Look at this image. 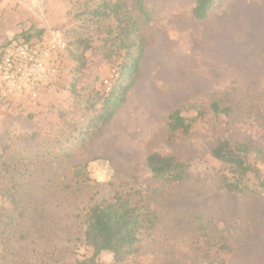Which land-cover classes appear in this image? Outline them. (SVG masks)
Masks as SVG:
<instances>
[{
	"label": "rangeland",
	"instance_id": "rangeland-1",
	"mask_svg": "<svg viewBox=\"0 0 264 264\" xmlns=\"http://www.w3.org/2000/svg\"><path fill=\"white\" fill-rule=\"evenodd\" d=\"M102 1L0 0V46L29 34L67 41L60 73L36 96L0 79V264L90 257L84 209L131 187L160 188L147 164L154 151L179 156L190 176L153 195L169 211L156 205L161 220L139 264H264V194L221 188L224 166L211 154L223 139L246 142L262 150L254 161L264 175V0H215L203 20L193 16L197 0H143L148 21L136 0H121L146 38L141 72L103 132L83 146L102 80L118 71L108 47L116 21L94 14ZM82 51L86 67L77 71ZM213 102L228 113L214 112ZM181 103L195 118L187 132L167 125ZM212 232L228 237L229 250ZM113 260L110 252L99 257Z\"/></svg>",
	"mask_w": 264,
	"mask_h": 264
},
{
	"label": "trees",
	"instance_id": "trees-1",
	"mask_svg": "<svg viewBox=\"0 0 264 264\" xmlns=\"http://www.w3.org/2000/svg\"><path fill=\"white\" fill-rule=\"evenodd\" d=\"M214 1L197 0L193 8V16L198 20L206 19ZM127 6L121 0L113 3L104 0L94 11L96 15L113 17L116 21L115 28L112 29L115 33L108 47L110 55L119 60L113 65L118 68L119 76L114 80L109 92L105 90L100 92L101 106L96 109L94 117L82 131L81 138H78L83 146L103 132L117 110L126 102L127 95L141 72L146 38L140 29L139 21L131 14ZM136 6L139 13L148 21L149 14L146 12L143 0H136ZM33 36L34 34H29L21 40L29 43ZM38 38L44 39L40 35ZM14 40L11 39L9 42ZM75 58L78 61L76 70L81 71L86 67L84 52L82 51ZM187 108V103H181L167 113V125L172 131L187 132L192 128L195 118H189L183 114ZM211 108L216 113L229 111L228 108H220L217 102H213ZM211 154L224 166L218 182L221 188L229 192L251 191L264 194V175L257 160L254 161V159H261L263 155L261 149L254 148L246 142L223 139L212 147ZM147 164L153 178L161 182L160 188L144 190L131 187L126 191H118L111 198H104L84 209L83 237L85 244L92 248L93 253L90 257L81 259L78 264H100L99 257L103 252L113 253L114 264H124L130 258H133L136 264L140 263L139 257L145 254L143 250L145 239L153 237L155 240L153 232L161 220L159 208L169 211L163 200L158 202L153 195L159 193V189L163 190L166 185L180 183L190 176L186 162L174 154L165 155L154 151L148 155ZM165 194L166 191L163 196ZM158 204H160L159 208L156 206ZM209 224L214 225L211 221ZM200 225L202 226L201 223L198 227L195 226V229H199ZM212 230L215 231V229ZM209 236L212 242L214 239L215 242L217 241L214 244H221V249L229 250L231 247L227 236L213 232Z\"/></svg>",
	"mask_w": 264,
	"mask_h": 264
},
{
	"label": "built area",
	"instance_id": "built-area-1",
	"mask_svg": "<svg viewBox=\"0 0 264 264\" xmlns=\"http://www.w3.org/2000/svg\"><path fill=\"white\" fill-rule=\"evenodd\" d=\"M66 51L67 41L60 33L29 43L8 42L0 47V79L10 91L36 96L60 73ZM118 76L117 69L112 68L102 80L106 92Z\"/></svg>",
	"mask_w": 264,
	"mask_h": 264
}]
</instances>
